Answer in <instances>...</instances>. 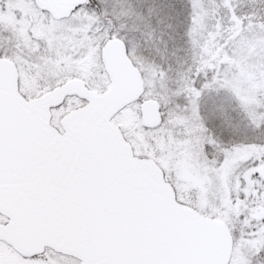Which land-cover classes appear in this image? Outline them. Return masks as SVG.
Returning <instances> with one entry per match:
<instances>
[{
	"label": "snow or ice",
	"instance_id": "6c2138e0",
	"mask_svg": "<svg viewBox=\"0 0 264 264\" xmlns=\"http://www.w3.org/2000/svg\"><path fill=\"white\" fill-rule=\"evenodd\" d=\"M0 264H264V0H0Z\"/></svg>",
	"mask_w": 264,
	"mask_h": 264
}]
</instances>
